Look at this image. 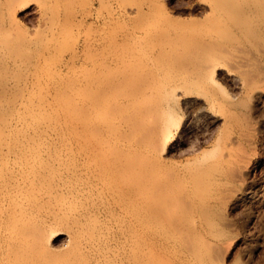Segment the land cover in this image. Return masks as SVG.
<instances>
[{
  "label": "bare ground",
  "instance_id": "1",
  "mask_svg": "<svg viewBox=\"0 0 264 264\" xmlns=\"http://www.w3.org/2000/svg\"><path fill=\"white\" fill-rule=\"evenodd\" d=\"M30 1L0 0V264H220L194 221L259 158L264 0H35L33 32Z\"/></svg>",
  "mask_w": 264,
  "mask_h": 264
},
{
  "label": "rangeland",
  "instance_id": "2",
  "mask_svg": "<svg viewBox=\"0 0 264 264\" xmlns=\"http://www.w3.org/2000/svg\"><path fill=\"white\" fill-rule=\"evenodd\" d=\"M191 1L192 0H161V2H163V6L165 8H167V10H169V11L175 10V9L182 7V6H186ZM28 3H30V4H28L27 6L24 5V7L23 6L21 7L22 9L20 8V10H18L17 19H18V23L20 26H22L23 28L26 27L27 30L31 29V31L33 32V31H36V28H37L36 26L39 27L40 24L44 23L43 22L44 19H42L43 17L41 15V10L39 9L38 4L35 3V0H33V2L31 0ZM81 5H82V0H80V1L76 0L75 6L79 11H82V9H83V7ZM93 5H92L93 7H91V9L95 12L97 7L98 8L100 7V4L96 0V1H94ZM35 6H36V8H35ZM39 14H40V16H39ZM89 21L91 22L92 19H90ZM40 22H42V23H40ZM97 23H98L97 18L94 17V25L92 24V26L94 28H96ZM95 25H96V27H95ZM42 26H43V24H42ZM42 26L40 25V27H42ZM84 29H86V26H84V28L80 29L81 32H83ZM32 32H30V33H32ZM202 117L193 121L191 123V125L188 127L189 130L187 129L186 130L187 132H185V134H184V141L186 142L187 145H189V143H190L189 147L192 146L191 148L195 147L196 144H197V146H199L200 143L203 141V138L205 139L206 137H210V135L213 133L212 131H214L213 124L210 123L208 118H205V117L202 118ZM199 121H200V123H199ZM195 125L196 126L198 125V126L196 127ZM209 126H210V128H209ZM207 128H208V130L209 129L210 130L209 131L206 130ZM201 131H203V132H201ZM189 134H190V136H189ZM205 134H207V135H205ZM194 137H197V138H194ZM190 139H192L191 142H190ZM193 139H194V141H193ZM191 143H192V145H191ZM257 147H258L257 151L259 153V158L257 159V162L255 163L256 166L254 165L253 166L254 168L252 167L253 170L251 169L252 174L250 173L247 177H243L244 179L246 178L245 180H242L241 176H239L238 174H235V176L237 175V176L241 177L239 179H241L242 182H240L241 180L235 181L237 179L234 176H233V178H235L234 180H233V178H231L232 176H228V173L231 171L233 172V170H230L227 173V175L225 174V176H222L223 182L226 180L227 181H226V183H223V184L221 181L220 182L221 185L217 184L214 187V194L217 190L216 194L218 193L217 195L220 196L219 197L220 200L219 201L214 200V207L213 206H212L213 208L211 207L212 211L214 212V215H211V213H210V212H212L211 209L207 212V214L210 213V215H211L210 216V215H207L206 213H204L203 211H201L203 208H200V210H199V211H201L200 214H198V216L195 217L194 223H195V225H197L199 227L198 229H199V232H201V235H203V237L207 238L208 241L210 240L209 242L214 243V244H212V246L213 245L217 246L215 244H219L216 247L217 250H219V251L214 249V252H219L220 264H264V155H263L264 154V134L261 136ZM186 156H187V154L184 153L183 150H181V151H179V153L177 152L175 159H181L182 157H186ZM167 158L169 159L170 157L167 156ZM235 172H237V171H235ZM233 174L234 173H232V175ZM228 181H230V182H228ZM245 185H247V186H245ZM244 186L246 188H248L249 190L251 189L252 192H254V193L251 192L250 193L251 196L250 195L247 196L248 199H245L247 197H245V198L241 197L242 199L240 198V199L236 200L237 203H235V201H233V197H234L233 191H235L234 193H236L237 191H241L242 189L245 188ZM219 193L220 194L222 193V195H220ZM230 193H232V194H230ZM223 194L226 195L227 197H225ZM221 196H222L223 200L225 197V200H224V201H226V202H224V203H226L225 205L223 204V200H222V203H220L221 199H222ZM230 197L232 198V200L230 199ZM230 200L233 202V204L230 202ZM239 200H240V202H239ZM190 201H188V202L190 203ZM188 204L186 205L185 210H189L191 208L190 206L192 205V203H190L191 205H188ZM218 204H219V206L217 207L216 205H218ZM218 208H219V210H218ZM216 212H217V214H215ZM202 213L204 216L202 215ZM215 215H217V216H215ZM206 216H208L210 218V220H209L207 217V219L210 221V223H212V222L217 223L218 222V225H221V226L218 228L217 227L218 225L215 223L216 224V226H215L213 223V225L215 226V228H213V225L212 224L210 225L208 223L209 221L208 222L206 221L207 219L206 220L203 219ZM194 223L191 222L190 224L193 225ZM207 224H209V225H207ZM210 226L212 227V229H209ZM216 227L218 229L225 228L226 230L224 229L225 231H222L220 229L221 230L220 231ZM215 229L218 230V231L216 230V232H219V233L227 232L229 235L227 233H225V235H228V236L224 237L223 239H218L214 236L216 234H219V233L214 232ZM210 230H212L211 231L212 233H210ZM213 233H215V234H213ZM191 236L192 235H190V238H191ZM230 236H231V238H230ZM190 238L188 239L187 242H189V240L190 241L193 240L192 238H191L192 240ZM226 238L228 239L227 242L223 243V241L225 242ZM212 241H214V242H212ZM66 242H68L67 237L65 235H59L54 239V243H55L54 247H59L58 249H60L62 246L64 247L67 245ZM188 244H191V243H188ZM212 246L208 244V248L209 247L211 248ZM214 246H213V248H215ZM213 248H212V251H213ZM209 250L211 251V249H209ZM215 254L217 256H219L218 253H215Z\"/></svg>",
  "mask_w": 264,
  "mask_h": 264
}]
</instances>
